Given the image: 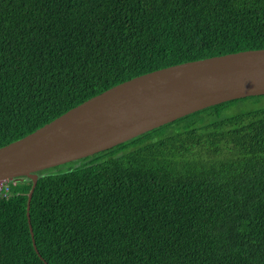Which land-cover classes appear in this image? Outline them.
<instances>
[{
	"label": "trees",
	"instance_id": "obj_1",
	"mask_svg": "<svg viewBox=\"0 0 264 264\" xmlns=\"http://www.w3.org/2000/svg\"><path fill=\"white\" fill-rule=\"evenodd\" d=\"M257 49L264 0H0V148L135 77ZM252 98L39 172L38 252L33 181H12L0 264H264V106L230 112Z\"/></svg>",
	"mask_w": 264,
	"mask_h": 264
},
{
	"label": "water",
	"instance_id": "obj_2",
	"mask_svg": "<svg viewBox=\"0 0 264 264\" xmlns=\"http://www.w3.org/2000/svg\"><path fill=\"white\" fill-rule=\"evenodd\" d=\"M264 96V49L191 61L116 85L28 136L0 148V181L38 173L112 149L183 117L234 100ZM35 250L37 247L34 241Z\"/></svg>",
	"mask_w": 264,
	"mask_h": 264
},
{
	"label": "rangeland",
	"instance_id": "obj_3",
	"mask_svg": "<svg viewBox=\"0 0 264 264\" xmlns=\"http://www.w3.org/2000/svg\"><path fill=\"white\" fill-rule=\"evenodd\" d=\"M261 106H264V99L252 98L251 100H247V101L241 100L238 103H236V105L234 107L231 108L230 112L235 113V112L249 111V110L259 108ZM16 183L17 182H14V184H16Z\"/></svg>",
	"mask_w": 264,
	"mask_h": 264
},
{
	"label": "built area",
	"instance_id": "obj_4",
	"mask_svg": "<svg viewBox=\"0 0 264 264\" xmlns=\"http://www.w3.org/2000/svg\"><path fill=\"white\" fill-rule=\"evenodd\" d=\"M9 193V186L6 181H0V196H6Z\"/></svg>",
	"mask_w": 264,
	"mask_h": 264
},
{
	"label": "clouds",
	"instance_id": "obj_5",
	"mask_svg": "<svg viewBox=\"0 0 264 264\" xmlns=\"http://www.w3.org/2000/svg\"><path fill=\"white\" fill-rule=\"evenodd\" d=\"M136 78V77H135ZM129 81V80H128ZM119 85V84H118ZM105 92V91H104ZM103 93V92H102ZM175 122V121H174ZM173 123V122H172ZM170 124V123H169ZM168 125V124H167ZM165 126V125H164ZM163 127V126H162ZM161 128V127H160ZM70 163H72V162H70ZM1 181H6V183L8 184V186H9V193L6 195V196H0V199H2V198H8L9 197V195H10V192H11V187H10V183L13 181V182H16V179L15 180H1ZM32 189V188H31ZM35 192V191H34ZM34 195V194H33ZM28 205V204H27ZM31 211V210H30ZM33 238V237H32ZM35 244H36V242H35ZM37 247V246H36ZM34 248H35V246H34ZM37 252H38V250H37Z\"/></svg>",
	"mask_w": 264,
	"mask_h": 264
}]
</instances>
